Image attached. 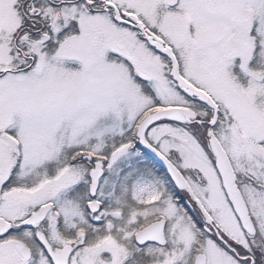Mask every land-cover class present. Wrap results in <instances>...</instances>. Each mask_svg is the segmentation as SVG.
<instances>
[{
	"label": "snow or ice",
	"instance_id": "1",
	"mask_svg": "<svg viewBox=\"0 0 264 264\" xmlns=\"http://www.w3.org/2000/svg\"><path fill=\"white\" fill-rule=\"evenodd\" d=\"M0 264H264V0H0Z\"/></svg>",
	"mask_w": 264,
	"mask_h": 264
}]
</instances>
